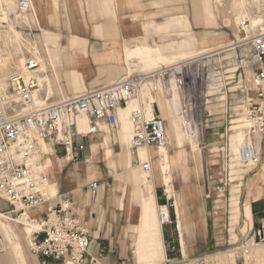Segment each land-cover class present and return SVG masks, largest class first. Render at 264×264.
Instances as JSON below:
<instances>
[{
    "label": "built area",
    "instance_id": "1",
    "mask_svg": "<svg viewBox=\"0 0 264 264\" xmlns=\"http://www.w3.org/2000/svg\"><path fill=\"white\" fill-rule=\"evenodd\" d=\"M237 1L243 6L238 15V33L242 37L225 49L133 73L110 86L86 89L46 106H36L32 101L38 89L34 72L39 63L35 58L29 57L24 70L9 78L6 92L0 93V204L8 209L0 214L16 218L45 208L41 218L31 219L39 224L28 245L32 255L57 264H96L89 253V234L74 216L72 202L61 200L51 205L58 194L52 198L39 189L41 178L46 177L41 170L48 155L45 148L60 160L79 161L86 139L101 133L103 127L113 135L119 131V111L129 101H139L130 114L132 151H158L167 146L166 121L153 97L179 93V115L189 141L207 143L213 119L221 116L230 132L241 130L247 140L238 149L237 161L250 166L259 160L252 139L264 137V0ZM29 3L21 0L18 12L29 14ZM253 20L259 23L253 25ZM148 106L153 107L151 116L146 114ZM80 118L87 121L84 132L79 131ZM226 131L220 138L230 141ZM140 160L136 155L133 164L144 171L151 170V160ZM98 190V183L93 182L91 204L97 202ZM158 219L162 227L172 224L170 205L159 206ZM245 245L264 246V219L250 230L242 248Z\"/></svg>",
    "mask_w": 264,
    "mask_h": 264
},
{
    "label": "rangeland",
    "instance_id": "2",
    "mask_svg": "<svg viewBox=\"0 0 264 264\" xmlns=\"http://www.w3.org/2000/svg\"><path fill=\"white\" fill-rule=\"evenodd\" d=\"M173 1L174 0L142 1L144 3L143 7L146 9L152 8L155 14L152 15L150 20L145 24L144 33L138 38L146 36V39L144 40L148 41L150 44H160L163 41L166 43L172 39H177L181 30L169 29L167 31H160L158 27H156V23L165 21L173 12H180L188 15L191 22V29L195 34L198 35L207 32L208 36L206 37H212L213 41L200 42V39L203 38L202 37L198 39L193 50L188 52H178L172 55L173 58L168 57V59L160 60L153 68H150L142 61V59L134 58L133 60H129L126 55L127 62L123 66L122 73L119 77L105 84H100L95 88L110 86L123 77L133 73H145L164 65L179 63L190 57H195L217 49H225L228 46L235 45L239 40V36L242 37V34L238 33V24L241 23L240 19H238V15L243 6L239 5L237 0H209L210 10H212L211 13L213 12V14H211L212 19L208 24L205 20H202L200 26H195L193 22L194 12L199 11L200 9L197 8L198 10H196L197 6H194L193 0H176V3ZM18 2L19 0H0V80L4 86L7 85L8 80L12 75L20 71L22 64H20L19 58L25 57L27 60L29 57L35 56L42 60V65L46 63L50 56L46 47V45H48L45 38L47 35L53 37L58 34L61 35V40H63L71 35L74 36L79 34L70 16L50 17V21L44 24L41 23L43 17L41 12H39L40 9H37L35 6V0H31V10L29 14L25 15L18 13ZM110 11L113 12V9ZM110 11L106 10L107 14L103 15L102 18H99L98 16L97 20L105 19L108 21L109 19L110 21H114V12L111 13ZM94 17L95 16H88L84 17V19L90 18L94 21ZM140 19L142 18L139 17L138 20ZM181 56L182 58L180 59ZM174 57H177V59ZM6 58H9V60H6ZM35 75H38V73ZM42 75H44V73H42ZM42 75L40 76L42 77ZM48 81L45 83L41 82L40 90L35 93L34 98H37L39 101L49 98V101L47 102L49 105L63 98L62 95H59L57 88L61 85L63 90L66 91V89L69 88V85L68 80H63L62 78L60 84L56 81V78L52 79L49 77ZM85 90L83 84L78 90L76 89V94L68 93V96H63L64 98L73 97ZM177 99V95H174L173 98L172 96L157 95L154 99V101L159 104L162 117L166 120V137L169 136L168 131L174 124L172 120L173 113L176 114V117L180 120L181 131H179V135L185 137L182 130V123L179 115V102ZM136 106H139V101L138 103L131 104L129 108L131 109ZM174 107L176 108L173 109ZM229 127L230 126H227V122L223 117L216 116L208 131L207 143L201 145L191 144L185 137L184 142L182 143L168 144L171 162V169L170 171H167V173L171 175L168 184L176 190L179 197H183L182 204L187 215L186 219L189 220V223L185 224L183 222L184 218L182 219L184 239L182 243L176 227L178 216L174 205V199L168 198V203H165L164 199H161L160 196H162L164 192L166 193L167 187L161 181L156 183V192L159 197L157 202L159 206H171L172 225H170V227H172V231L177 232V239L174 243L176 249L172 252V264H238L240 261L242 264H264V261H259L256 258L254 259L251 255L252 252L257 251V249L259 250V248L264 250V247L259 246L247 250L242 248L250 230L247 227V224L241 223V235L240 237L238 236V217L240 215V207L238 205L236 206L235 203L233 204L232 201L233 190H237L236 194L238 200L242 194L243 198L248 196V194L251 196L252 194L250 195V192H254L259 186L261 190L264 189V166L261 169L262 164L264 165V137L259 152V162L255 165L242 166L237 161V153L234 152V147L236 146L239 148L241 145L245 144L247 140L241 130L234 133L233 131H229ZM226 129L228 130L226 131V134H228L227 138L229 136L231 142L220 138V136L225 133ZM257 137L260 138V136H255L252 139L255 147L258 145ZM236 141H239L241 145H237ZM129 149L126 145V152H128V154L131 153L133 156L134 151ZM140 151L152 152L153 150L148 149ZM157 152L153 158V163L157 158ZM183 154L189 158L177 159V155L179 156ZM63 161L64 160H61L62 165ZM133 165L137 166L135 164ZM101 166L106 169L107 172L109 171L103 163H101ZM42 171L47 177V184H49L48 187H45V192L49 196L55 195V180H53L51 175L47 173L44 166H42ZM113 173L115 175L114 179L121 187L119 191L122 192L125 200H127L128 190L133 188V184L138 183L129 182L124 177L120 179L119 176L121 173L117 168H113ZM156 175L159 180H161L162 177L158 169H156ZM257 179L259 180V186L251 187V183L255 182ZM243 187H248L247 191L241 192V188ZM167 197H169V195L166 193V199ZM137 202L138 201L136 200L133 202L127 201V204L129 209L131 205L134 207V209H131V213H135L134 215L139 218L140 212ZM28 213L29 215H32L31 211ZM155 216H157L156 220L154 219L155 225L157 226L158 207L155 209ZM33 218L37 219L38 217L33 216ZM199 218L204 220V226L197 223ZM10 223L17 232H21L22 237L24 238H22L24 244V256L28 261L32 256L28 248L31 238L28 239L27 234L23 233V231L26 226L30 225L26 224L23 226L16 222ZM33 224L35 227H32V231H34L37 226L36 222ZM257 227L258 226L253 227V229H256ZM135 231L139 234L138 241L141 239V235H144L145 233V229L142 227V222L140 224V229L136 228ZM0 238L3 239L2 236ZM4 244L5 246H9L7 240H4ZM132 257L135 264H137L136 260L138 262L139 260L137 259L136 254H133ZM9 264H11V262H9ZM150 264H166V262L159 261Z\"/></svg>",
    "mask_w": 264,
    "mask_h": 264
},
{
    "label": "crops",
    "instance_id": "3",
    "mask_svg": "<svg viewBox=\"0 0 264 264\" xmlns=\"http://www.w3.org/2000/svg\"><path fill=\"white\" fill-rule=\"evenodd\" d=\"M142 1L35 0V6L37 9H40L39 12H41L43 17L41 23L46 24V22L50 21V17L70 16L75 28L79 32V34L71 35L63 40H61V35L56 34L48 40V45H46L47 51L48 49L50 50L49 59L45 63L47 70L46 78H56L59 84L61 78L68 80L69 88L66 91L63 90L61 85L57 88L59 95H62L64 98V96H68V93L76 94V89L78 90L83 84L85 89H93L100 84H105L116 79L122 73L123 66L127 62L126 55L129 60H133L134 58L142 59L150 68H153L160 60L168 59V57H172V55L178 52L193 50L198 39L202 37L200 42L213 41L212 37H206L208 36L207 32L195 34L191 29L188 15L180 12H173L165 21L156 23V27L160 31H167L169 29L181 30L177 39H172L166 43L163 41L160 44H150L144 40L146 36L138 38L144 33L145 24L155 14L152 8L146 9L143 7L144 3ZM193 1L194 6H197L196 10L200 8L199 11L194 12V25L200 26L202 20H205L208 24L212 19L211 14H213V12L211 13L212 10H210L209 0ZM173 2L176 3V0ZM111 9H113L114 13L110 11ZM106 10L113 13L114 21H110L109 19L108 21L105 19L97 20L98 16L102 18L103 15L107 14ZM88 16H95V20L93 21L90 18L84 19V17ZM139 17L142 19L138 20ZM144 48L150 49V51L146 54L143 50ZM42 78H45V76L42 75ZM172 120L174 123L172 126V144L182 143L185 137L179 135V131H181L180 120L174 113ZM105 130V127H103L101 133L92 135L86 139V149L79 161H63L62 165L61 160L58 159L60 170L55 178V181L58 183V197L53 199L50 204L57 205L61 200L72 202L74 216L80 220L81 225L89 234V253L96 259V264H135L132 257L133 254H136L137 259L150 255V253L145 251L147 250L145 241L150 238V228H156V225L154 220L150 221L148 225H144L141 201L138 197V194L141 192L139 183L133 184V188L128 190L127 200H125L122 192L119 191L121 187L114 179L113 168L109 166L108 160L105 158V150L112 151L113 157H115L118 153H126V146L123 144L124 140L122 137H119V135L113 136V134L109 135ZM257 140L258 145L256 150L259 154L263 137H257ZM236 144L241 145L239 141H236ZM238 149L235 146L234 152L237 153ZM152 150V154L155 157L157 151L153 148ZM136 155L137 153L133 152L132 161ZM188 158L185 154L177 155V159ZM101 163L109 169L108 172L101 166ZM263 166L262 164L261 169ZM117 170L121 173L120 179L128 174L126 167L117 168ZM93 182H97L99 185L97 202L95 204H91L90 202L91 184ZM256 186H259L258 179L251 183V187ZM247 189L248 187H243L241 188V192L247 191ZM256 189L254 192H250L251 196L248 194V196L243 198L242 194L238 200L237 190H233V204L235 203L236 206L240 207L237 233L239 237L241 235V223L247 224L250 230L258 226L261 220L264 219V189L261 190L260 186ZM160 197L164 199L165 203H168L165 192ZM158 198V194L155 192L157 207L159 205L157 202ZM134 200L138 201L139 218L134 215L135 213H131V209H134V207L131 205L129 209L127 204V201L133 202ZM182 207L184 209L183 222L187 224L189 220L186 219L187 215L183 204ZM246 209H249L251 213V222L247 220ZM7 210L5 205L0 204V211ZM31 212L32 216L39 219L44 214L45 208L41 207ZM141 222L145 233L137 241L139 234H137L135 229H140ZM197 223L204 226L202 218H199ZM160 233L161 238L159 240L158 252L162 253L163 248L167 256L166 264H172V251L170 249L175 246L177 232L172 231V227L167 225L160 227ZM0 251L1 256L3 251ZM139 262L140 264H149L144 259H141ZM139 262L136 260L137 264ZM21 264L57 263L52 259L34 255L27 261L23 255ZM238 264H242V262L240 261Z\"/></svg>",
    "mask_w": 264,
    "mask_h": 264
},
{
    "label": "bare ground",
    "instance_id": "4",
    "mask_svg": "<svg viewBox=\"0 0 264 264\" xmlns=\"http://www.w3.org/2000/svg\"><path fill=\"white\" fill-rule=\"evenodd\" d=\"M20 1L21 0H19V2ZM28 1L30 2L29 4L31 5V0H28ZM19 2L17 4V11H18ZM30 10H31V8H30ZM21 15H25V14H21ZM252 23H253V25H257L259 23V21L253 20ZM45 38H46V42H47L52 37L50 35H47ZM143 50L146 54H147V52L150 51V49H147V48H144ZM217 50H219V49H217ZM217 50H215V51H217ZM48 51L50 53L49 49H48ZM204 52H206V51H204ZM33 58H35L37 60V62L39 63V68L36 72H34V74L38 73V75H34L35 79L38 81V89L33 93L32 101H33V104L36 106H46V105H48L47 102L49 101V98H45V99H42L39 101L37 98H34V95L37 91L40 90L41 84L45 83L49 80V77L46 78L47 70H46L45 64L42 65V60L38 59V57H35V56ZM174 58L177 59V57H174ZM181 58H182V56L180 57V59ZM6 60H9V58H6ZM27 60L25 57L19 58V62H20V64H22L21 69L18 73H15V74H19L24 70V66H25V63L27 62ZM42 73H44L45 78L40 77V75H42ZM40 79H41V81H40ZM7 88H8V86L7 85L4 86L0 80V93L6 92ZM174 95L178 96L177 101L179 102V110H180V94L174 93ZM174 95H173V97H174ZM170 96H172V93L170 94ZM66 98H68V97H66ZM66 98H61L58 101L64 100ZM154 99H155V97H153V100ZM135 103H138V100L129 101L127 106L125 108H122L119 111L120 112L119 113V119H120L121 126H120L118 133H115V135H119V137H122V139L124 140L123 144H125V146L127 145L128 149L130 148V139L132 137V129H133V125H132V122L130 119V114L138 106L131 108V109L129 107L131 104H135ZM155 103H157V102H155ZM158 106H159V104H158ZM146 114H147V116H151L153 114L152 106H148ZM78 127H79V131H81V132L86 131V128H87L86 119L80 118L78 120ZM234 129H237V128H234ZM165 130H166V126H165ZM106 132H107V134L110 135L108 130H106ZM166 134H167V132H166ZM120 135H122V136H120ZM168 135H169L168 136L169 138L167 137V141H168L167 146L158 150L157 155H156L157 158L155 159L154 163H153L154 156H153L152 152L140 151V150H148V149H139L138 152L134 151L135 153H137V155H139V157L141 159L140 161L142 163L144 161L151 160L152 168L149 171L142 170V168L140 166H134L133 161H131L133 158L132 154L131 153L128 154V152H126L127 154L125 152L118 153L115 155V157H113L112 151L105 150V158L108 160V164L111 168H124V167H126L128 169V174H127V176H124V178L130 182L140 184L141 192L138 194V197L141 201V210H142L144 225H148V223L154 219L156 220V217H157V216H155V209H157V204H156V200H155L156 183L158 181H162L164 183V185L167 187L166 193L169 195L168 198L174 199V205H175L176 213L178 216L177 219L179 220L178 221L179 222L178 229H179L180 240L183 243L184 239H183V230H182V219L184 217V209H182V207H181V204L183 203L182 197H179L176 193V190L173 189V187L169 186V184H168V182H170V177H171V175H169L167 173V171H170V169H171L168 144L171 145V143H172V127L168 131ZM184 135H185V133H184ZM185 137H186V135H185ZM186 139L191 144H198L194 141H189L187 137H186ZM230 142H231V138H230ZM45 150L48 153V156H47L46 160L44 161L43 166L46 169L47 173L51 175L52 179L55 180L56 174L60 170L58 158L53 154V151L51 149L49 150L46 147ZM139 151H140V154H139ZM64 161L66 162V160H64ZM258 162H259V160L252 165L257 164ZM156 169H158L160 174H161V177H162L161 180H159V178L156 175ZM41 170H42V168H41ZM46 178L47 177H42L41 181L39 183V189L44 191V192H45V187H48V185H49V184H47L48 182H47ZM55 184H56L55 195L50 196L52 198L56 197V195L58 193V190H57L58 189V183L55 181ZM28 212H25L23 215L18 216L17 218H15V217L13 218L10 216H5L6 217L5 218L0 214V237L1 236L3 237V239L0 238V250L3 251V254L0 256V263L1 264H9V262H11V264H21L22 256L24 255V244L22 241V234H21V232L20 233L17 232V230L12 227L10 222H16L17 224H21L23 226H25L26 224L30 225V226L25 227L23 233L27 234L28 239H30V238L32 239L33 233L39 229V224L36 222L37 226L34 229V231H32V227H35L33 224L35 222L31 221V219H34V218L32 215H29ZM158 214H159V205H158ZM246 215H247L248 222H251L252 216H251L249 209H246ZM34 220H36V219H34ZM157 221H158V225L156 226V228H153V227L150 228V238L145 241L147 244L146 245L147 250H145V251L150 253V255H147V256L145 255L144 257H139L138 258L139 261L141 259L142 260L144 259L145 261L149 262V264L159 262L160 259H162V261H165V262L167 261V256H166V253L163 250V248L161 251L162 253L158 252L159 244H160L159 240L161 238L160 227H162V226L159 222V219ZM250 230H252V229H250ZM4 240H7V242L9 243V246H5ZM254 247H259V246L245 245V247H243V249L247 250L250 248L252 249ZM261 247H264V246H261ZM251 255H252V258H254V259L256 258L259 261H264V250H261L260 248H259V250L257 249V251L252 252Z\"/></svg>",
    "mask_w": 264,
    "mask_h": 264
}]
</instances>
